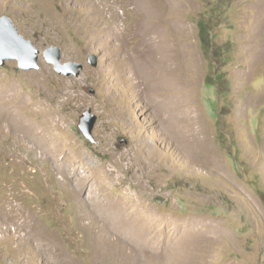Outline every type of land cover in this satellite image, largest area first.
<instances>
[{"label":"rangeland","instance_id":"374dc122","mask_svg":"<svg viewBox=\"0 0 264 264\" xmlns=\"http://www.w3.org/2000/svg\"><path fill=\"white\" fill-rule=\"evenodd\" d=\"M0 16L41 50L39 68L0 63V264H133L120 230L137 213L158 219L145 264H264V0H0ZM150 33L176 68L156 91L136 59ZM52 45L79 75L46 61ZM12 201L37 226L11 223Z\"/></svg>","mask_w":264,"mask_h":264},{"label":"bare ground","instance_id":"6f19581e","mask_svg":"<svg viewBox=\"0 0 264 264\" xmlns=\"http://www.w3.org/2000/svg\"><path fill=\"white\" fill-rule=\"evenodd\" d=\"M145 26V25H144ZM143 27V26H142ZM149 30L152 29V27L150 26V28H147ZM155 29V28H154ZM153 30V29H152ZM147 33V32H146ZM151 34V33H150ZM154 33L151 34L150 37H147L144 39V41L142 42L141 44V48L138 50V55L136 56V59L139 60V63H142L144 64V66L146 67L145 69V78H146V81L148 82L149 84V88H148V91H151V90H155L159 87V86H162L163 83H165L164 81L166 80L165 77L168 75L166 74L167 71H169L170 73H174L176 71V68H175V64L172 63V61H169L170 58L168 57L169 53L171 52V48L169 47L170 44H168L167 42L163 41V37L161 35H153ZM147 35H149L147 33ZM159 63H158V62ZM169 61V62H168ZM175 62V61H174ZM162 63V64H161ZM179 65V64H178ZM160 67H164L165 70H157L158 68ZM180 67V66H179ZM169 73V74H170ZM172 75V74H171ZM162 76V78L160 79V77ZM167 78V77H166ZM158 81V83H157ZM160 84V85H159ZM155 86V87H154ZM12 110V109H11ZM12 111H7L5 110V116H1L0 117V120L1 122L3 123V125H7L9 120H10V114H11ZM181 118V117H180ZM23 122V125L20 126V127H17V125L19 123ZM16 123L13 127V124H9V126L13 127L16 129V131L18 132V134H20L21 136H26V135H29L30 133L31 134H36V135H41L43 133V131L45 130H42L41 127L36 124V123H27L23 118H16ZM46 137V136H45ZM43 138V136H42ZM37 139V138H36ZM40 140V139H39ZM106 169V168H105ZM107 171V170H106ZM108 173L110 174H113L112 170L109 171ZM80 180H82V186L84 187V185L86 184L85 183V180L89 177V170H85L84 172H82L80 175ZM78 196V195H77ZM126 199V198H125ZM118 201V200H117ZM111 202V201H110ZM116 202V201H115ZM119 202V201H118ZM97 203H100L99 207H97ZM107 204V202L103 199H99V202L95 200V202L93 203L95 209H97L96 211L99 212V214L101 213L102 209L104 208V206ZM103 205V206H102ZM123 205V204H122ZM23 207V206H22ZM22 207L19 206V203H16V202H10L8 203L7 207H6V213H5V216L10 220L11 223H15V224H18V228L20 229H24L25 227H27L28 225H32V226H35L36 223H35V220H33L32 218H29L30 217V214L22 211ZM107 208V207H105ZM126 208V207H125ZM140 208V207H139ZM109 209V208H108ZM114 210V209H113ZM112 210V211H113ZM114 212V211H113ZM112 212V213H113ZM133 212V211H132ZM140 212V211H139ZM108 213V211H107ZM111 213V214H112ZM124 213V212H123ZM129 213V214H128ZM135 213V212H133ZM144 213V212H143ZM126 214V213H125ZM128 215H131L134 216V214H131V212H127ZM126 214V215H127ZM113 215V214H112ZM115 215V214H114ZM118 215V214H117ZM120 215V214H119ZM118 215V216H119ZM123 215V214H122ZM121 215V216H122ZM153 215V213H152ZM151 215V216H152ZM141 213H137L136 217L134 218V222H135V226H132V227H126L125 228V232L121 231L120 230V234H123L125 233V236L127 238V240L131 242L132 246L134 247V249L132 248V251H133V257H132V263L133 264H145L146 261H147V258H148V255L153 252V247H157L158 248V243L159 242L157 241V237H156V233L158 232H154L152 227L154 225V221L155 219H149L148 221H146V218L143 219V217H141ZM145 217V216H144ZM149 217V216H148ZM155 217V215L153 216ZM103 218V217H102ZM121 218V217H119ZM126 218V216H125ZM129 217H127L126 219H128ZM158 218V217H157ZM104 220V219H103ZM107 220V219H106ZM158 220V219H156ZM161 219L159 218V221ZM108 221V220H107ZM154 223H153V222ZM114 222V221H113ZM108 223V222H107ZM174 224V223H173ZM133 225V224H131ZM169 224L167 223V226ZM37 226V225H36ZM155 226V225H154ZM156 227V226H155ZM154 227V228H155ZM159 227V226H158ZM157 227V228H158ZM36 228V227H35ZM118 228V227H117ZM168 228V227H167ZM175 228V227H174ZM182 228V227H181ZM122 229V228H120ZM156 229V228H155ZM154 229V230H155ZM161 230V228H158V230ZM165 228H163V230L161 231H164ZM171 229V228H170ZM192 229V228H191ZM157 230V231H158ZM169 230V229H168ZM186 230V229H185ZM174 231V230H173ZM187 231V230H186ZM197 231V230H196ZM27 233L26 234H33V235H36V236H39L42 235L43 236V232L39 229V228H36L31 231H26ZM161 233V232H160ZM167 233V232H166ZM185 233V232H184ZM191 233H193V231H191ZM169 234V233H168ZM176 234V233H175ZM181 234V233H180ZM189 234V233H188ZM163 235V234H161ZM170 235V234H169ZM168 235V236H169ZM22 236V235H21ZM119 236V235H118ZM160 235H158L159 237ZM167 236V237H168ZM181 236V235H180ZM195 236V235H194ZM199 236V235H198ZM26 237V236H25ZM44 237V236H43ZM121 237V236H120ZM163 237V236H162ZM161 237V238H162ZM165 237V236H164ZM163 237V239H164ZM191 237V236H190ZM197 237V236H196ZM195 237V238H196ZM160 238V237H159ZM160 238V239H161ZM172 238V236H171ZM170 238V239H171ZM173 238H175L173 236ZM162 239V240H163ZM169 239V238H168ZM186 239V238H184ZM44 240H46L44 238ZM52 240V239H51ZM177 240V238H176ZM183 240V239H182ZM188 240V239H187ZM186 240V241H187ZM171 241V240H169ZM119 242V241H117ZM172 242V241H171ZM176 241H174L173 243L175 244ZM178 242V241H177ZM176 242V244H177ZM188 242V241H187ZM115 243V247L117 248L119 246V244H117L115 241L113 242ZM172 243V244H173ZM185 242H178V245L174 246V250L175 251H182L185 247H184V244ZM162 244V243H161ZM167 244V243H166ZM173 244V245H174ZM160 245V243H159ZM170 245V243H169ZM121 246V245H120ZM162 246H164L162 244ZM166 246V245H165ZM161 247V245H160ZM168 247V246H167ZM167 247H164V248H167ZM120 248V247H119ZM188 248V246L186 247ZM118 249V248H117ZM163 249V248H161ZM168 249V248H167ZM166 249V251H167ZM155 250V249H154ZM173 250V249H172ZM131 251V250H130ZM163 252V251H162ZM179 253V252H178ZM183 253V252H182ZM186 254V253H185ZM161 255V254H160ZM176 255V254H175ZM179 255V254H177ZM165 256V255H164ZM172 256V255H171ZM159 257V256H157ZM163 256H161L162 258ZM182 257V256H180ZM152 258V257H151ZM154 259V258H153ZM159 260V259H158ZM168 260V259H167ZM171 262V261H170Z\"/></svg>","mask_w":264,"mask_h":264},{"label":"water","instance_id":"95a60500","mask_svg":"<svg viewBox=\"0 0 264 264\" xmlns=\"http://www.w3.org/2000/svg\"><path fill=\"white\" fill-rule=\"evenodd\" d=\"M41 50L35 43L20 33L19 29L8 16H0V63L3 64L7 59H15L21 69H33L40 67ZM47 62L52 64L56 71L66 75H79L83 68V63L79 61L62 60L61 48L57 45L47 47L42 51ZM96 64L95 59L89 60ZM97 116L92 113L91 109H87L81 117L79 127L85 137L91 141H95L93 128L96 123Z\"/></svg>","mask_w":264,"mask_h":264},{"label":"trees","instance_id":"16d2710c","mask_svg":"<svg viewBox=\"0 0 264 264\" xmlns=\"http://www.w3.org/2000/svg\"><path fill=\"white\" fill-rule=\"evenodd\" d=\"M198 29H199V37L203 48L210 47L211 39H210V29L205 19H200L198 22ZM211 82L208 81V84Z\"/></svg>","mask_w":264,"mask_h":264}]
</instances>
